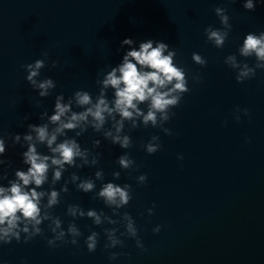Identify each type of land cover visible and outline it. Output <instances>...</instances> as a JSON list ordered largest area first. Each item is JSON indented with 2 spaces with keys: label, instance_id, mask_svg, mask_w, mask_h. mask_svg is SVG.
<instances>
[{
  "label": "water",
  "instance_id": "95a60500",
  "mask_svg": "<svg viewBox=\"0 0 264 264\" xmlns=\"http://www.w3.org/2000/svg\"><path fill=\"white\" fill-rule=\"evenodd\" d=\"M255 3V10L248 11L243 0H0V135L5 138L23 137L28 124L46 122L40 114L45 110L53 114L56 95L63 94L65 100L77 90L98 95L96 81L120 63L125 38L134 39L137 47L147 39L169 44L177 53V65L189 74L191 90L164 124L172 135L151 126L129 132L126 124L133 145L129 149L111 144L91 128L76 137L82 148L91 149L94 140L101 141L93 150L101 153L99 163L69 168L54 186L59 191L73 172L94 178L97 170L103 171L104 180L96 181V192L102 183L130 184L133 199L120 212L132 216L146 251L134 239L120 236L123 224L96 226L83 217L74 221L83 234L78 245L57 242L59 247H49L47 239L53 234L45 221L43 237L0 245V264H264V69L237 83L236 72L224 63L226 56L236 55L238 61L255 65L254 56L245 58L238 52L246 34L264 32V0ZM217 7L227 9L232 25L223 48L208 42L204 31L209 25L222 28ZM193 53L204 57L206 66L194 63ZM37 59H46L38 79L56 82L45 98L27 82L23 67ZM53 60L56 68L51 67ZM193 75L201 82L194 83ZM107 95L111 100V89ZM237 107L249 115L237 113ZM25 115L30 117L26 121ZM153 135L160 137L161 147L149 155L143 145ZM24 151L26 145L7 140L9 179L17 169L26 170ZM38 151L47 154L44 145ZM125 152L135 161L134 169L122 170L116 163ZM114 171L121 173L119 179L113 178ZM141 174H147V181L138 185ZM2 183L7 186V180ZM68 188L52 209L65 230L73 221L66 215L69 204L112 215L102 200L94 198L95 192L85 194L71 183ZM157 225L161 231L153 233ZM113 227L124 244L105 250L104 229ZM92 231L100 235L96 251L90 253L84 240ZM109 252L123 255L110 260Z\"/></svg>",
  "mask_w": 264,
  "mask_h": 264
},
{
  "label": "clouds",
  "instance_id": "9594fccd",
  "mask_svg": "<svg viewBox=\"0 0 264 264\" xmlns=\"http://www.w3.org/2000/svg\"><path fill=\"white\" fill-rule=\"evenodd\" d=\"M255 0H243V8L254 11ZM215 14L220 20L222 28H213L209 25L205 28L207 41L216 48H223L229 37L232 25L229 23L227 9L217 7ZM137 42L132 38L121 41L120 48H125L120 63L111 67L110 71L103 74L102 79L96 83L99 85V93L93 97L88 91L77 90L65 100L63 94L56 95L53 114L49 115L47 110L40 114V119L46 122L28 124L27 133L21 137L0 135V245L10 244L13 240L17 243H28L37 236H44L41 228L43 222L48 221V229L53 234L47 239L49 247H59L62 244L78 245V238L83 234L75 224V219L87 217L96 226L103 224H123L124 232L120 236H127L136 241V246L146 251L138 236L135 221L128 212L121 214L120 209L126 207L133 199L130 184L118 185L113 182L102 183L100 190L96 192V181L104 180L102 170H97L93 177L81 178L75 172L71 173L69 179L64 181L60 190L55 185L63 178V173L69 168L81 169L86 166L95 167L99 163L100 152L93 151L101 146L99 139L94 140L92 148L81 146L76 137L82 136L89 128L94 132L102 134L105 140L113 145H119L121 149H129L132 139L125 133V125L128 131L138 127L160 128L166 135H172L169 128L164 124L175 115L171 110L180 105L185 93L191 90L188 87L189 74L183 67L176 63V51L163 41L147 39ZM119 51V49H118ZM241 57H255L254 66L238 61L236 55H228L224 63L236 72L237 83H244L256 75L257 69H264V32L256 34L249 32L238 48ZM47 53H44L47 58ZM192 60L201 67L206 66L207 60L199 53L192 54ZM58 62L53 60L51 67L56 68ZM46 66V59H37L34 63L24 65L27 72L26 80L39 97L45 98L51 95L56 88V82L52 78L38 79L40 71ZM194 83H200L201 77L193 75ZM112 90V99L108 98V90ZM144 105L146 111L141 107ZM73 106L80 111L73 110ZM243 111L249 115L247 109L237 107L236 112ZM30 117L25 115L24 120ZM236 120L240 116L236 115ZM139 122V123H138ZM110 123V127H105ZM226 123V122H225ZM68 132H74L75 136L68 137ZM62 138V139H61ZM12 144L26 145V151L22 155V163L25 169H17L14 179L8 178V169L12 167V161L5 159L7 140ZM44 145L47 154L38 151V146ZM149 154H155L161 147L160 137L153 135L143 145ZM178 159H183L182 156ZM79 161V163H77ZM116 163L122 170L134 169L135 161L129 153L117 157ZM51 172V179L49 173ZM121 173L114 171L112 176L119 179ZM7 180V186L2 181ZM147 181V174L137 177L138 185ZM73 184L78 191L85 194L95 192V199L102 200L104 205L111 209L112 215H106L103 210L97 212L89 209L85 212L77 204H69L66 215L73 218L67 229L62 227V221L54 216L52 209L61 203V194L68 193V184ZM45 184L49 185L44 189ZM46 200V202H44ZM149 215L153 209H148ZM113 216L120 217L119 220ZM118 228H105L106 236L105 250L123 246L124 242L117 236ZM153 233H159L161 226L152 229ZM99 233L92 231L84 243L87 250L95 252L99 243ZM23 237V239H22ZM66 237H70L67 239ZM123 253L109 252V259L115 260Z\"/></svg>",
  "mask_w": 264,
  "mask_h": 264
}]
</instances>
